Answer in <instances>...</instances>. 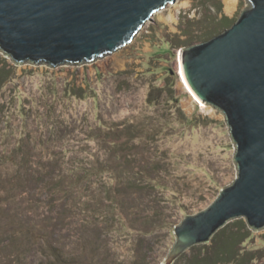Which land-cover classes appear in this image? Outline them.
<instances>
[{
	"label": "rangeland",
	"instance_id": "1",
	"mask_svg": "<svg viewBox=\"0 0 264 264\" xmlns=\"http://www.w3.org/2000/svg\"><path fill=\"white\" fill-rule=\"evenodd\" d=\"M247 7L177 0L102 59L14 65L0 91V264H60L53 248L65 264L164 261L179 221L238 175L225 117L191 99L179 52ZM245 245L264 264V229Z\"/></svg>",
	"mask_w": 264,
	"mask_h": 264
},
{
	"label": "water",
	"instance_id": "2",
	"mask_svg": "<svg viewBox=\"0 0 264 264\" xmlns=\"http://www.w3.org/2000/svg\"><path fill=\"white\" fill-rule=\"evenodd\" d=\"M177 0H0V53L13 65H81L131 44L144 25ZM221 34L179 52L186 88L225 117L238 175L209 206L174 227L161 264L209 244L233 220L264 229V0H247Z\"/></svg>",
	"mask_w": 264,
	"mask_h": 264
},
{
	"label": "trees",
	"instance_id": "3",
	"mask_svg": "<svg viewBox=\"0 0 264 264\" xmlns=\"http://www.w3.org/2000/svg\"><path fill=\"white\" fill-rule=\"evenodd\" d=\"M222 21H229V18L224 16ZM16 71V67L0 54V91ZM149 102L152 103V98ZM252 236L253 231L243 219L234 225H227L215 234L212 244L194 247L195 254L189 264H256L262 259L261 252L249 250L245 245ZM52 254L56 262L65 264L59 250L53 248Z\"/></svg>",
	"mask_w": 264,
	"mask_h": 264
},
{
	"label": "bare ground",
	"instance_id": "4",
	"mask_svg": "<svg viewBox=\"0 0 264 264\" xmlns=\"http://www.w3.org/2000/svg\"><path fill=\"white\" fill-rule=\"evenodd\" d=\"M224 2H225V10L227 11V12H232L235 8H236V5H237V0H224ZM183 84H184V82H183ZM185 85V84H184ZM188 90V89H187ZM189 92V91H188ZM190 93V92H189ZM190 95H191V93H190ZM191 99L194 101V102H196V103H198L200 106H202L203 108H205L206 110H208V111H211V107H209V106H206V105H202V104H200L192 95H191Z\"/></svg>",
	"mask_w": 264,
	"mask_h": 264
}]
</instances>
